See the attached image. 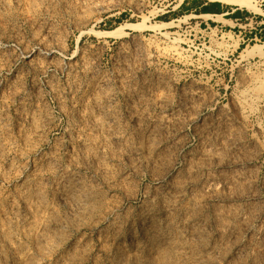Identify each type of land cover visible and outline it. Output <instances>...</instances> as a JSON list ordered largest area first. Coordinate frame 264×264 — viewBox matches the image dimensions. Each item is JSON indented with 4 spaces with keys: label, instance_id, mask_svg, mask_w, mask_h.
Returning a JSON list of instances; mask_svg holds the SVG:
<instances>
[{
    "label": "rangeland",
    "instance_id": "374dc122",
    "mask_svg": "<svg viewBox=\"0 0 264 264\" xmlns=\"http://www.w3.org/2000/svg\"><path fill=\"white\" fill-rule=\"evenodd\" d=\"M262 46L264 0H0V264H153L155 242L176 252L154 264H192L195 250L264 264V102L242 95L264 74ZM94 97L116 140L90 128ZM173 112L182 125L158 123ZM68 179L80 187L67 200Z\"/></svg>",
    "mask_w": 264,
    "mask_h": 264
},
{
    "label": "bare ground",
    "instance_id": "6f19581e",
    "mask_svg": "<svg viewBox=\"0 0 264 264\" xmlns=\"http://www.w3.org/2000/svg\"><path fill=\"white\" fill-rule=\"evenodd\" d=\"M210 1H217V0H210ZM222 1H226V2H231L232 0H222ZM236 2V1H235ZM238 2V1H237ZM242 2V4H245L246 2H244V1H241ZM239 3H240V1H239ZM236 4H238V3H236ZM241 4V3H240ZM246 6V5H245ZM247 6H249V5H247ZM250 7V6H249ZM252 7V6H251ZM254 8V7H253ZM257 12H258V9L257 8H254ZM203 17H212V16H210V15H202ZM200 17V16H199ZM214 17V19L216 20V21H223V17L222 16H213ZM169 25L170 24H167V23H157V24H155V25H152V29L153 30H155V31H161V30H164L165 28H167V27H169ZM97 35H99V36H102V35H107V34H112V32L110 33V32H104V33H102V32H97L96 33ZM257 51H258V53H259V55L263 58L264 57V46H262V47H259L258 49H257ZM53 53V51L52 50H50V49H45V52L43 53L46 57H48V56H50L51 54ZM243 57H245V54H243ZM262 60H264V59H262ZM263 62V61H262ZM38 63V62H37ZM56 65V64H55ZM253 73V72H252ZM254 74V73H253ZM250 78V80L252 79L253 80V86L251 85V88L249 89V90H243L244 91V94H242L243 96H244V99H245V104H250V103H258L259 101H263L264 102V74H262V75H260V74H257V75H254L252 78L251 77H249ZM247 79V78H246ZM162 81V80H161ZM246 89V88H245ZM103 91V90H102ZM102 91H100V93L102 92ZM105 91V90H104ZM107 91V90H106ZM242 91V92H243ZM99 93V92H98ZM95 94H97V93H95ZM138 94V93H137ZM59 95H60V93H59ZM101 95H103V94H101ZM100 95V97L102 98L103 96H101ZM97 97H98V95H96ZM93 99H95V97L93 98ZM100 100L101 99H98V98H96L95 99V103H94V109H93V111L91 112V114L89 115V117L88 118H90L91 119V127L90 128H92V129H94V131H96L97 132V134H99V137L101 138V140H104V139H110L111 141H113V140H116V137H117V135L119 134L118 132H117V129H118V127L115 125H113L114 123H111L110 121H112V120H110L111 118H110V114L108 113V112H106V110H104V107L102 106V104H104L103 102L101 103L100 102ZM239 101H240V99H239ZM238 101V102H239ZM237 102V103H238ZM236 103V102H235ZM243 103H244V101H243ZM240 104V103H239ZM245 104H242V107H244V109H247L246 108V105ZM252 104H251V106L249 105V107H253L252 106ZM184 105V104H183ZM186 106H184V111H185V113L187 114V115H190V118H189V121H195L197 118H198V116H195L196 114H192V113H194L193 112V108H194V106H192L193 105V103H192V101H190V100H188L187 101V103L185 104ZM248 106V105H247ZM258 106V105H257ZM262 106V105H261ZM238 107V106H237ZM242 107H240L241 109H242ZM249 107H248V110H249ZM263 107V106H262ZM264 108V107H263ZM183 110V109H182ZM181 109H180V111H182ZM247 110V111H248ZM250 110H252L251 108H250ZM178 111V110H177ZM254 111V110H253ZM90 112V111H89ZM196 113V112H195ZM245 114H247L246 112H245ZM249 114H250V112H249ZM184 115V114H183ZM240 115L242 116V117H245L244 116V111H240ZM33 116V115H32ZM35 116V115H34ZM37 116V115H36ZM35 116V117H36ZM147 116V115H146ZM146 116H144V114L143 113H141V114H139V115H135L134 116V118H133V123L135 124V126H137V124H138V126L140 125V124H142L143 123V120H144V117H146ZM181 116L182 115H180V113H177V112H173L172 114H169L168 116H166L165 118H163L162 119V121H160V122H158V123H160V125L161 126H165V125H173V126H177V125H179L180 123H181V125H182V122H183V119L181 118ZM185 116V115H184ZM111 117H113L112 115H111ZM183 117V116H182ZM247 117V116H246ZM249 117V116H248ZM46 118V117H45ZM114 118H116V117H114ZM162 118V117H161ZM32 120V122H34V118H32L31 119ZM42 120V119H41ZM245 120V119H244ZM30 121V120H29ZM90 121V120H89ZM145 121V120H144ZM157 121V120H156ZM185 121V120H184ZM197 121V120H196ZM32 122H30V123H32ZM39 122V121H38ZM155 124H156V122H154ZM147 124V123H146ZM151 124V123H150ZM37 125H38V123H37ZM117 125H119V124H117ZM143 126H144V123L142 124V127L141 126H139V127H141V128H143ZM146 129H144V131L141 133V134H138V135H141V136H139L140 138H139V141H141V142H143L144 141V143H145V145H146V147H147V149L151 152V151H155V150H157V147H154L157 143L155 142V138H156V136H157V134L159 133V132H157L158 131V127H157V125H155V128H154V126H152V127H150V126H148V125H146ZM160 127V126H159ZM38 128V127H37ZM124 128V127H123ZM162 128V127H161ZM164 128V127H163ZM259 129V131H260V133H263V130H264V128H261V127H259L258 128ZM140 130V129H139ZM157 130V131H156ZM162 131H163V129H162ZM138 132H140V131H138ZM132 136V135H131ZM164 136V135H163ZM137 137V136H136ZM168 137V136H167ZM166 137V138H167ZM133 138V137H132ZM120 139V138H119ZM235 140H236V138H235ZM208 141V140H207ZM210 141V140H209ZM108 142V141H107ZM110 142V141H109ZM137 142V141H136ZM173 142H174V140H173ZM114 143V142H113ZM172 144V143H171ZM174 144V143H173ZM172 144V145H173ZM142 145H143V143H142ZM144 145V146H145ZM232 145H234V144H232ZM231 145V146H232ZM137 146V145H136ZM166 146V145H165ZM183 146V145H182ZM230 146V145H229ZM230 146V147H231ZM87 147L88 146H86V150H88L87 149ZM140 147H142L141 146V144H140ZM181 147V146H180ZM208 147H212L211 146V144L208 142V144H207V150H205L206 151V153L204 154V157L206 158V159H214V160H220V157H223L222 156V153L221 152H219V150L218 149H216V150H208ZM255 149V148H254ZM139 150V149H138ZM147 150V151H148ZM176 150V149H175ZM237 151V150H236ZM95 152V151H94ZM169 152V151H168ZM177 152V151H176ZM232 152V151H231ZM152 153V152H151ZM163 153H164V151H163ZM93 154V153H92ZM160 153H158V155H159ZM167 154V153H166ZM88 155V154H87ZM91 156V155H90ZM96 156V155H95ZM163 156V155H162ZM47 157V156H46ZM165 157V156H164ZM174 157V156H173ZM163 160H164V158H163ZM45 162V161H44ZM104 162V161H103ZM171 162V161H170ZM49 163V162H48ZM92 163V162H91ZM165 163V162H164ZM55 164V163H54ZM216 164H218V162L216 163ZM86 165V164H85ZM55 166V165H54ZM88 166V165H87ZM172 166V165H171ZM49 167V166H48ZM96 167V166H95ZM80 168V167H79ZM109 168V167H108ZM108 168H106L105 166H103V165H101L100 166V171L102 172V173H105V172H108L109 170H107ZM50 169V168H49ZM55 169V168H54ZM53 169V170H54ZM97 170V169H96ZM50 171V170H49ZM56 172V171H55ZM99 172V171H98ZM49 173V172H48ZM53 174V173H52ZM72 175V174H71ZM158 175V174H157ZM247 175V174H246ZM37 176V175H36ZM38 176H40V175H38ZM247 177V176H246ZM61 178V177H60ZM78 178V177H77ZM241 178V177H240ZM63 179V178H62ZM50 180V179H49ZM157 180H160V178L158 177V179ZM179 180V179H178ZM181 180V179H180ZM241 180V179H240ZM243 180V179H242ZM126 182V181H125ZM32 183V182H31ZM65 183V182H64ZM82 183V182H81ZM170 183V182H169ZM175 183V182H174ZM49 184V183H48ZM177 184V183H176ZM82 185V184H81ZM90 185V184H89ZM28 186V185H27ZM26 186V187H27ZM60 186V185H59ZM86 186V185H85ZM216 186H217V184L214 182V180H212V182H211V184H209L208 185V190L207 191H209V192H213L214 190H215V188H216ZM80 187V182L79 181H74V180H72V181H70V179H68V183H67V185H64L63 186V188L61 187V189H63V191L65 192V194H64V196H65V198L68 200L69 198H72L71 196H73L72 194H73V192L76 190V188H79ZM59 188V187H58ZM82 188V187H81ZM27 189V188H26ZM32 189V188H31ZM37 189V188H36ZM35 189V190H36ZM59 190H60V188H59ZM80 190V189H79ZM85 190V189H84ZM89 190V189H88ZM28 191V190H27ZM62 191V192H63ZM78 191V190H77ZM92 191H93V189H92ZM180 191V190H179ZM33 192V191H32ZM31 193V192H30ZM37 193V192H36ZM38 193H40V192H38ZM60 193V192H59ZM86 193V192H85ZM92 193V192H91ZM41 194H42V192H41ZM86 194H88V193H86ZM96 194V193H95ZM180 193L179 192H176V197H179L180 195H179ZM210 194H212V193H210ZM21 195V194H20ZM27 195V194H26ZM31 195H32V193H31ZM35 195V194H34ZM38 195V194H37ZM40 195V194H39ZM62 195V194H61ZM59 196V195H58ZM83 196V195H82ZM86 196V195H85ZM92 196V195H91ZM25 197V196H24ZM35 197H36V195H35ZM34 197V198H35ZM38 197V196H37ZM41 198H42V196H40ZM84 197V196H83ZM100 197V196H99ZM26 198V197H25ZM39 198V197H38ZM37 198V199H38ZM73 198H75L74 196H73ZM89 198H91L90 196H89ZM29 199H30V197H29ZM33 199V198H32ZM31 199V200H32ZM104 199V198H103ZM176 199V198H175ZM28 200V199H27ZM36 200V199H35ZM38 200H40V199H38ZM38 200H37V202H38ZM43 200V199H42ZM58 200H59V198H58ZM65 200V199H64ZM66 200V201H67ZM80 200H81V198H80ZM87 200H91V199H87ZM169 200H171V199H169ZM62 201V200H61ZM93 202H94V200H92ZM174 201V200H173ZM36 202V201H35ZM37 202H36V204H37ZM43 202V201H42ZM73 202H75L74 200H73ZM85 202V201H84ZM82 203V204H85V203ZM92 202V203H93ZM166 202V201H165ZM27 203V202H26ZM40 203V202H39ZM69 203V202H68ZM77 203V202H76ZM167 203V202H166ZM32 204V203H31ZM90 204V203H89ZM93 204H95V203H93ZM27 205V204H26ZM85 205H88V204H85ZM28 206H30V204L28 205ZM37 206V205H36ZM35 206V208L37 209V207ZM39 206V205H38ZM82 206V205H81ZM31 207V206H30ZM30 207H29V209H30ZM68 207V206H67ZM33 208H34V205H33ZM69 208L70 209H74V210H71V211H75V212H77V211H79V209L75 206V205H73V204H69ZM35 209V210H36ZM175 209V208H174ZM31 210V209H30ZM37 210H39V208L37 209ZM68 210V209H67ZM94 210V209H93ZM93 210H92V212H93ZM167 210H169V209H167ZM32 211V210H31ZM30 212V211H29ZM67 212V211H66ZM86 212V211H85ZM90 212V211H89ZM91 212V213H92ZM186 212V211H185ZM68 213V212H67ZM72 213V212H71ZM82 213V212H81ZM110 213V212H109ZM171 213H173V212H171ZM187 213V212H186ZM194 213V212H193ZM34 214H36V213H34ZM74 214V213H73ZM189 214V213H188ZM194 215V214H193ZM52 216V215H51ZM181 216V215H180ZM53 217V216H52ZM85 217V216H84ZM55 219V218H54ZM82 219H83V217H82ZM93 219V218H92ZM102 219V218H101ZM104 219V218H103ZM188 220V219H187ZM199 220V219H198ZM145 221V220H144ZM168 221V220H167ZM48 222V221H47ZM69 222V221H68ZM112 222V221H111ZM121 222V221H120ZM51 223V222H50ZM169 223V222H168ZM171 223V222H170ZM195 223V222H194ZM205 223V222H204ZM49 224V223H48ZM121 224V223H120ZM119 224V225H120ZM125 224V223H124ZM173 224V223H172ZM95 225V224H94ZM158 225H160V224H158ZM165 225H166V223H165ZM194 225V224H193ZM197 225V224H196ZM48 226V225H47ZM96 226V225H95ZM173 226H174V224H173ZM155 227V226H154ZM159 227V226H158ZM167 227H168V225H167ZM171 227V226H170ZM169 227V228H170ZM180 227V226H179ZM193 227V226H192ZM54 228V227H53ZM121 228V227H120ZM151 228V227H150ZM168 228V229H169ZM177 228H178V226H177ZM182 228V227H181ZM194 228V227H193ZM155 229H157V227L155 228ZM204 229V228H203ZM165 230V229H164ZM178 230V229H177ZM193 230V229H192ZM46 231V230H45ZM175 231V230H174ZM181 231V230H180ZM183 231V230H182ZM154 232V231H153ZM166 232V231H165ZM192 232V231H191ZM6 233V232H5ZM169 233V232H168ZM196 233V232H195ZM43 234H45V233H43ZM60 234V233H59ZM197 234V233H196ZM118 235V234H117ZM147 235H148V233H147ZM188 235V234H187ZM193 235V234H192ZM158 236V235H157ZM189 236V235H188ZM197 236V235H196ZM53 237V236H52ZM107 237V236H106ZM160 237V236H159ZM163 237V236H162ZM168 237V236H167ZM195 237V236H194ZM46 238V237H45ZM169 238V237H168ZM198 238H199V236H198ZM53 239V238H52ZM55 239V238H54ZM107 239V238H106ZM197 239V238H196ZM198 240V239H197ZM204 240H205V238H204ZM203 240V241H204ZM40 241V240H39ZM49 241H51V240H49ZM152 241V240H151ZM170 241V240H169ZM168 241V242H169ZM181 241V240H180ZM199 241H201V239L199 238ZM202 241V242H203ZM41 242V241H40ZM56 242V241H55ZM144 242V241H143ZM165 242V241H164ZM167 242V241H166ZM202 242H200V243H202ZM113 243V242H112ZM163 243V242H162ZM162 243H160V242H155L154 244L155 245H153V247L155 246V248H156V246H157V249H156V255H158L157 257L155 256V257H150L149 258V260L148 261H150V262H152L153 264L154 263H156L158 260H160V262H164V263H170V261H171V259H172V255L174 254L175 255V252L176 251H174V253L172 252V249H167V248H165V246H163V244ZM174 243V242H173ZM226 243V242H225ZM42 244V243H41ZM49 244V243H48ZM147 244V243H146ZM165 244V243H164ZM192 244V243H191ZM167 245V244H166ZM170 245H172V244H170ZM177 245V244H176ZM213 245V244H212ZM223 245V244H222ZM39 246V245H38ZM37 246V247H38ZM121 246V245H120ZM151 246V245H150ZM168 246V245H167ZM216 246V245H215ZM138 247V246H137ZM144 247H146V246H144ZM143 247V248H144ZM148 247H149V245H148ZM180 247V246H179ZM181 248V247H180ZM185 247L183 246V249H184ZM196 248V247H195ZM198 248V247H197ZM196 248V249H197ZM210 248H211V246H210ZM213 249H214V247H212ZM212 248H211V251H212ZM216 248V247H215ZM118 249V248H117ZM120 249V248H119ZM140 249V248H139ZM173 249H174V247H173ZM177 249V248H176ZM182 249V250H183ZM199 249V248H198ZM238 249V248H237ZM147 250V249H146ZM180 250V249H179ZM186 250V249H185ZM190 250H192V249H190ZM193 250H194V248H193ZM140 251V250H139ZM148 251V250H147ZM181 251V250H180ZM209 251V250H208ZM117 252H119V250H117ZM123 252V251H122ZM143 252V251H142ZM185 252V251H184ZM188 252V251H187ZM193 252V251H192ZM195 252H196V250H195ZM192 253L193 255H195L193 258H191L192 259V264H198V263H200V262H206V261H208V260H205L206 259V257L208 258L209 257V255H211L210 253H206L205 251H198V252H196V253ZM178 253V252H177ZM191 254V253H190ZM130 255V254H129ZM173 255V256H174ZM184 255V254H183ZM131 256V255H130ZM142 256V255H141ZM180 256V255H179ZM187 255H185V256H183V257H186ZM190 256V255H189ZM146 257V256H145ZM144 257V258H145ZM148 257V256H147ZM175 257V256H174ZM215 257V256H214ZM121 258V257H120ZM182 258V257H181ZM141 259V258H140ZM183 259V258H182ZM181 259V260H182ZM185 259H187V257L185 258ZM190 259V258H189ZM188 259V260H189ZM190 259V260H191ZM142 260H144V259H142ZM145 260H146V258H145ZM180 260V261H181ZM36 261V260H35ZM35 261H33V263L35 262ZM126 261V260H125ZM135 261H136V258H135ZM178 261V260H177ZM183 261H184V259H183ZM186 261V260H185ZM214 261V260H213ZM212 261V262H213ZM229 261V260H228ZM39 262V261H38ZM205 262H204V264H205ZM209 262V261H208ZM207 262V263H208ZM212 262H210L211 264H213ZM216 262V261H215ZM220 262H221V260H220ZM37 262H35V264H36ZM172 263V262H171ZM229 263V262H228ZM31 264V263H30ZM39 264V263H38ZM149 264H151V263H149Z\"/></svg>",
    "mask_w": 264,
    "mask_h": 264
},
{
    "label": "trees",
    "instance_id": "16d2710c",
    "mask_svg": "<svg viewBox=\"0 0 264 264\" xmlns=\"http://www.w3.org/2000/svg\"><path fill=\"white\" fill-rule=\"evenodd\" d=\"M215 7H221V6H220V4H217ZM203 11H204V13H208L210 10H209V8H205ZM236 15L239 16L240 14L238 13Z\"/></svg>",
    "mask_w": 264,
    "mask_h": 264
}]
</instances>
